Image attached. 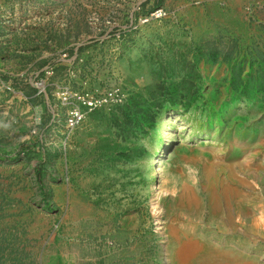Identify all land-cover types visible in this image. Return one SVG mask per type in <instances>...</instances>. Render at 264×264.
Masks as SVG:
<instances>
[{"label":"rangeland","instance_id":"1","mask_svg":"<svg viewBox=\"0 0 264 264\" xmlns=\"http://www.w3.org/2000/svg\"><path fill=\"white\" fill-rule=\"evenodd\" d=\"M229 251L264 264V0H0V264Z\"/></svg>","mask_w":264,"mask_h":264},{"label":"bare ground","instance_id":"2","mask_svg":"<svg viewBox=\"0 0 264 264\" xmlns=\"http://www.w3.org/2000/svg\"><path fill=\"white\" fill-rule=\"evenodd\" d=\"M83 116H84V114H83ZM157 173L158 172L156 170V167L155 166L152 167L150 172H149V176H148L149 181L156 180ZM233 255H235V253L233 251L224 252L221 256H216V257L213 256L211 258H205L204 260L200 261L199 263H201V264H209V263H211V264H236L235 261H233V260H235V257Z\"/></svg>","mask_w":264,"mask_h":264},{"label":"built area","instance_id":"3","mask_svg":"<svg viewBox=\"0 0 264 264\" xmlns=\"http://www.w3.org/2000/svg\"><path fill=\"white\" fill-rule=\"evenodd\" d=\"M87 97L88 96L85 97V96H81V95H76L77 100H80L83 103H85L87 105H90V106H87V107L91 108L92 106H94L93 101L92 100H88L87 101L86 99H84V98H87ZM90 99H91V97H90ZM79 115H81L79 111H76V110L72 111L71 117L69 118L70 119V125H73L74 124V122H75L74 120L76 118H78Z\"/></svg>","mask_w":264,"mask_h":264}]
</instances>
